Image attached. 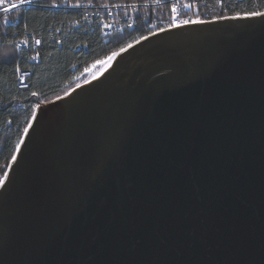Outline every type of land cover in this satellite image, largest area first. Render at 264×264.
Wrapping results in <instances>:
<instances>
[{
    "label": "water",
    "instance_id": "water-1",
    "mask_svg": "<svg viewBox=\"0 0 264 264\" xmlns=\"http://www.w3.org/2000/svg\"><path fill=\"white\" fill-rule=\"evenodd\" d=\"M205 21L36 107L0 264H264V17Z\"/></svg>",
    "mask_w": 264,
    "mask_h": 264
},
{
    "label": "trees",
    "instance_id": "trees-1",
    "mask_svg": "<svg viewBox=\"0 0 264 264\" xmlns=\"http://www.w3.org/2000/svg\"><path fill=\"white\" fill-rule=\"evenodd\" d=\"M89 1L135 4L134 26L103 37L97 27L92 26L90 31L91 24L83 10L29 7L0 15V178L8 169L37 104L65 95L76 85L87 81L89 73L101 66L113 52L117 53L121 47L171 23L169 0H161L160 3L154 0ZM195 2L200 5L199 11L194 7L186 14L204 21L232 16L235 12L264 11V0H223L228 5L225 10L217 0ZM5 16L8 17L7 24ZM58 26L62 27L61 44L54 42L53 28ZM19 38L26 39L30 46L25 49L18 47ZM33 39L40 43L32 45ZM13 53L14 59L5 63V54L10 57ZM35 53L38 60L30 62L31 55ZM20 71L28 72L26 86L21 88Z\"/></svg>",
    "mask_w": 264,
    "mask_h": 264
},
{
    "label": "built area",
    "instance_id": "built-area-1",
    "mask_svg": "<svg viewBox=\"0 0 264 264\" xmlns=\"http://www.w3.org/2000/svg\"><path fill=\"white\" fill-rule=\"evenodd\" d=\"M6 2L16 3L17 0H6ZM173 2L174 0H169L168 1L169 6ZM3 6L4 5L0 4V15L7 14V13H3L2 11ZM135 6L136 5L133 3H121V2H117L114 4H98L95 2L93 3L92 1H89V0H32L30 4L29 3L21 4L20 7L17 8L16 10L26 9L29 7H44V8H49V9L64 8L66 10H73V9L83 10L85 17L91 24L90 31L93 30V27H97L98 30L100 31L101 36L107 37L108 35L112 33L123 32L125 30H129L130 28L134 26ZM169 17H171L172 19V13L170 9H169ZM187 17H192L193 19L197 18V16L193 17V16H189L188 14L186 15L181 14L179 19L182 20ZM75 25L76 27L79 26V24H75ZM129 25H131V27ZM165 28H168V26L163 27L162 29H165ZM157 31L159 30H156L154 32H157ZM61 34H62L61 26L53 28V35H54L55 43L61 44ZM25 40L26 39L24 38H19V40H17L18 47L22 49L28 48L30 45L28 42L24 43ZM36 41L37 39H33L32 45L37 46L38 43H36ZM80 47L81 45L79 44L78 48ZM32 57H35V58L33 59ZM37 60H38V55H36V53L32 54L31 58L29 59L30 62H36ZM27 74H28L27 71H20V75H19V87L20 88L26 86L25 76Z\"/></svg>",
    "mask_w": 264,
    "mask_h": 264
},
{
    "label": "snow or ice",
    "instance_id": "snow-or-ice-1",
    "mask_svg": "<svg viewBox=\"0 0 264 264\" xmlns=\"http://www.w3.org/2000/svg\"><path fill=\"white\" fill-rule=\"evenodd\" d=\"M32 0H17L16 3H7L6 0H0V4L4 5L2 8L3 13H9L11 11L16 10L17 8L20 7L21 4H25V3H31ZM155 3H160L161 0H154ZM218 5L221 7L222 10H225L228 5L226 3L223 2V0H217ZM196 8L197 11H199V7L200 5L197 4L195 2V0H192V2H189V0H174L173 3L170 4V10L172 13V19H171V23L168 24V29H171L173 27L176 28H181L182 26L185 25H189V24H204V23H209L208 21H203L200 20L198 17L196 19H193L192 17H187L185 19H179L180 15L182 13L186 14L187 12H191L193 8ZM251 17H264V12L262 11H245V12H235L234 15L232 16H219V17H213V20L216 19H247V18H251ZM4 22L7 24L8 21V17L5 16L4 17ZM131 27V25H129ZM159 31H165V29H159ZM149 35H154V33L149 32ZM141 40L146 39V37L141 36L140 37ZM28 41L25 40L24 43H27ZM36 43H40V41H36ZM132 45L129 44L128 47H131ZM125 48L121 47L120 48V52H124ZM118 55V53L113 52L111 54V56H109V60L115 58ZM15 54H11V56L9 57V54H5V58H4V62L8 63L11 62V59H14ZM33 59L35 57H32ZM79 87V85H77ZM67 95V93H65ZM32 95H37L36 93H32ZM59 98V97H58ZM36 107H40L39 104L36 105ZM25 131H27V129H25ZM13 160H16V157L13 156L12 157ZM8 173L5 172L4 173V177H7ZM4 184V180L3 178H0V186H3Z\"/></svg>",
    "mask_w": 264,
    "mask_h": 264
},
{
    "label": "rangeland",
    "instance_id": "rangeland-1",
    "mask_svg": "<svg viewBox=\"0 0 264 264\" xmlns=\"http://www.w3.org/2000/svg\"><path fill=\"white\" fill-rule=\"evenodd\" d=\"M117 53H119V52H117ZM112 60V59H111ZM111 60H109V59H107V60H105L103 63H102V65L101 66H99L96 70H93V71H91L90 73H89V77L87 78V81L88 80H91V79H93V78H95L96 76H98V74L100 73V72H102L109 64H110V62H111ZM87 81H85V82H87ZM84 82V83H85Z\"/></svg>",
    "mask_w": 264,
    "mask_h": 264
},
{
    "label": "bare ground",
    "instance_id": "bare-ground-1",
    "mask_svg": "<svg viewBox=\"0 0 264 264\" xmlns=\"http://www.w3.org/2000/svg\"><path fill=\"white\" fill-rule=\"evenodd\" d=\"M101 73V72H100ZM94 79V78H93Z\"/></svg>",
    "mask_w": 264,
    "mask_h": 264
}]
</instances>
